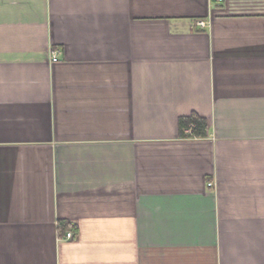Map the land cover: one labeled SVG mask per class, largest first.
I'll return each instance as SVG.
<instances>
[{
  "label": "crops",
  "instance_id": "1",
  "mask_svg": "<svg viewBox=\"0 0 264 264\" xmlns=\"http://www.w3.org/2000/svg\"><path fill=\"white\" fill-rule=\"evenodd\" d=\"M0 264H264V0H0Z\"/></svg>",
  "mask_w": 264,
  "mask_h": 264
},
{
  "label": "trees",
  "instance_id": "2",
  "mask_svg": "<svg viewBox=\"0 0 264 264\" xmlns=\"http://www.w3.org/2000/svg\"><path fill=\"white\" fill-rule=\"evenodd\" d=\"M190 123H195L194 134L204 136L207 134L208 121L207 119L193 113L181 120L183 127H187Z\"/></svg>",
  "mask_w": 264,
  "mask_h": 264
},
{
  "label": "built area",
  "instance_id": "3",
  "mask_svg": "<svg viewBox=\"0 0 264 264\" xmlns=\"http://www.w3.org/2000/svg\"><path fill=\"white\" fill-rule=\"evenodd\" d=\"M224 1L225 0H216V2H218V3H223ZM198 24L202 28L207 26V22L204 21V20H200L198 22ZM57 60H58V57H57L56 53H54L53 54V61H57ZM195 126H196L195 123H190V125L186 129V132H188L189 134H192L193 135L194 134V128H195ZM207 185L209 187H211L213 185V182H208ZM66 238H68V239L73 238V233L71 231L67 232L66 233Z\"/></svg>",
  "mask_w": 264,
  "mask_h": 264
}]
</instances>
